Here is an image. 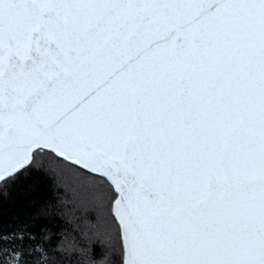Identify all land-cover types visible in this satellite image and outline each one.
Segmentation results:
<instances>
[{
    "label": "snow or ice",
    "instance_id": "snow-or-ice-1",
    "mask_svg": "<svg viewBox=\"0 0 264 264\" xmlns=\"http://www.w3.org/2000/svg\"><path fill=\"white\" fill-rule=\"evenodd\" d=\"M50 171L95 212L79 264H264V0H0V203ZM46 215L0 264H73Z\"/></svg>",
    "mask_w": 264,
    "mask_h": 264
},
{
    "label": "trees",
    "instance_id": "trees-1",
    "mask_svg": "<svg viewBox=\"0 0 264 264\" xmlns=\"http://www.w3.org/2000/svg\"><path fill=\"white\" fill-rule=\"evenodd\" d=\"M29 186L31 190L26 194L14 192L10 201L0 203V223H14L13 217L22 208L33 213L43 210L47 215L39 223L52 229L54 242L66 238V247L75 244L70 254L73 264L86 259L79 250L89 247V239L92 255L102 258L104 246L92 228L96 217L89 206V193L74 172L33 173L25 182V187Z\"/></svg>",
    "mask_w": 264,
    "mask_h": 264
}]
</instances>
